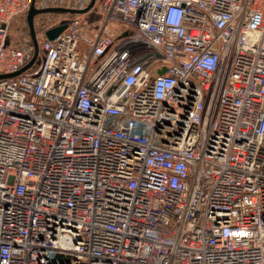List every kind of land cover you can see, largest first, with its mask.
I'll use <instances>...</instances> for the list:
<instances>
[{
	"label": "built area",
	"instance_id": "1",
	"mask_svg": "<svg viewBox=\"0 0 264 264\" xmlns=\"http://www.w3.org/2000/svg\"><path fill=\"white\" fill-rule=\"evenodd\" d=\"M50 13L0 78V264H264V0Z\"/></svg>",
	"mask_w": 264,
	"mask_h": 264
},
{
	"label": "water",
	"instance_id": "2",
	"mask_svg": "<svg viewBox=\"0 0 264 264\" xmlns=\"http://www.w3.org/2000/svg\"><path fill=\"white\" fill-rule=\"evenodd\" d=\"M35 1L36 0H32L31 6H30L28 13H27V20H28V24H29V29H30L31 37H32L33 44H34L33 57L19 71L15 72V73H11V74H4V73L0 74V78L16 75L20 72L25 71L26 69H28L30 66H32L35 63V61L39 55V45H38V42L36 39V30H35V16L36 15H38L40 13H47V12L83 13V12H86L87 10H89L90 8H92L94 6L96 0H91L89 6L84 8V9H74V8H67V7L38 8L35 5ZM67 26H68V24L66 22H64L62 24H59L57 26L52 27L47 31V36L50 39H54L60 33H62L67 28ZM164 71H165V68L162 70H159V73L162 74V73H164Z\"/></svg>",
	"mask_w": 264,
	"mask_h": 264
},
{
	"label": "rangeland",
	"instance_id": "3",
	"mask_svg": "<svg viewBox=\"0 0 264 264\" xmlns=\"http://www.w3.org/2000/svg\"><path fill=\"white\" fill-rule=\"evenodd\" d=\"M62 13L63 12H51L50 14H48V16L59 18V17L65 15ZM65 16H68V15H65ZM39 17H40V15H36L35 21L37 19V22H39ZM10 30L12 32V35L16 38L23 37V35H24V37L28 41L27 44H30L33 41L31 39L29 24H28V20L26 19V17L21 16V17H17L14 20H12V22L10 24ZM39 58H41V54H40Z\"/></svg>",
	"mask_w": 264,
	"mask_h": 264
}]
</instances>
